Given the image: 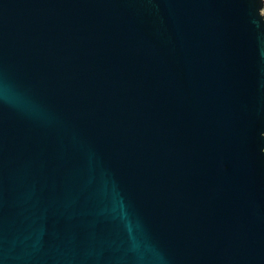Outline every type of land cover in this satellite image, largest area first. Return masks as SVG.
<instances>
[{"label": "water", "instance_id": "obj_1", "mask_svg": "<svg viewBox=\"0 0 264 264\" xmlns=\"http://www.w3.org/2000/svg\"><path fill=\"white\" fill-rule=\"evenodd\" d=\"M0 264H264V0H0Z\"/></svg>", "mask_w": 264, "mask_h": 264}]
</instances>
